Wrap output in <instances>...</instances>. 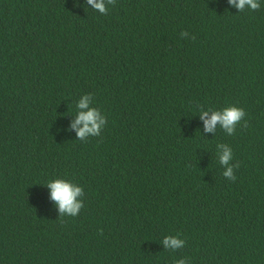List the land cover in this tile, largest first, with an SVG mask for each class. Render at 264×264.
<instances>
[{"label":"trees","instance_id":"obj_1","mask_svg":"<svg viewBox=\"0 0 264 264\" xmlns=\"http://www.w3.org/2000/svg\"><path fill=\"white\" fill-rule=\"evenodd\" d=\"M260 3L0 0V264H264ZM89 93L107 123L80 141ZM197 105L241 107L248 127L205 132ZM56 178L83 188L78 216L60 217Z\"/></svg>","mask_w":264,"mask_h":264},{"label":"clouds","instance_id":"obj_2","mask_svg":"<svg viewBox=\"0 0 264 264\" xmlns=\"http://www.w3.org/2000/svg\"><path fill=\"white\" fill-rule=\"evenodd\" d=\"M228 3L235 7L238 12H243L245 9L251 11H258L261 8L260 0H228ZM86 4L91 6V9L99 12L102 15H107L110 6H115L116 0H86ZM181 34L187 37L188 32L184 31ZM194 40L195 37L193 36ZM93 99L92 94H85L79 100L77 108L86 111H79L76 119L71 124V129L76 131L77 137L80 141L85 140L86 137H98L101 134L107 123L104 115H101L100 109L96 107H89L90 101ZM201 110L199 117L204 123L205 132L217 131V125L220 126L227 135L232 136L236 132L237 125L243 121V128L248 127V121L244 120L246 112L243 108L237 106L225 107L222 110L208 109L204 110L203 106L197 105ZM211 112V115H209ZM82 125V126H81ZM217 155L219 156V164L224 168L223 176L233 182L236 181L235 169L240 167L239 162L233 164V150L230 146L224 143L217 144ZM46 187L50 189L51 199L56 203L60 211V217L70 216L76 217L80 210L84 207L83 200H78V197L84 196L82 187L73 184L69 180L56 178L50 180ZM103 234V230H100ZM166 249L170 251H177L185 247L186 241L177 236H165L162 240ZM174 264H189L187 258H181L174 261Z\"/></svg>","mask_w":264,"mask_h":264}]
</instances>
